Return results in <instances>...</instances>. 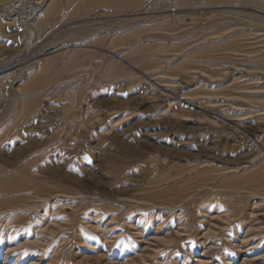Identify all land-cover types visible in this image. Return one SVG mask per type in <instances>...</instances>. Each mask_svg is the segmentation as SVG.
I'll list each match as a JSON object with an SVG mask.
<instances>
[{
	"label": "rangeland",
	"instance_id": "obj_1",
	"mask_svg": "<svg viewBox=\"0 0 264 264\" xmlns=\"http://www.w3.org/2000/svg\"><path fill=\"white\" fill-rule=\"evenodd\" d=\"M17 1L0 264H264V0Z\"/></svg>",
	"mask_w": 264,
	"mask_h": 264
},
{
	"label": "bare ground",
	"instance_id": "obj_2",
	"mask_svg": "<svg viewBox=\"0 0 264 264\" xmlns=\"http://www.w3.org/2000/svg\"><path fill=\"white\" fill-rule=\"evenodd\" d=\"M37 3H39V0L17 1L16 3L3 9L1 18L7 22L14 21L18 25H22L36 15L40 8H38Z\"/></svg>",
	"mask_w": 264,
	"mask_h": 264
}]
</instances>
